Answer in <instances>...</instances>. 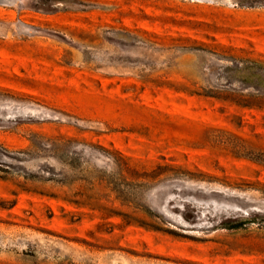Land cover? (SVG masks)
I'll return each mask as SVG.
<instances>
[{
	"label": "rangeland",
	"instance_id": "obj_1",
	"mask_svg": "<svg viewBox=\"0 0 264 264\" xmlns=\"http://www.w3.org/2000/svg\"><path fill=\"white\" fill-rule=\"evenodd\" d=\"M0 264H264V0H0Z\"/></svg>",
	"mask_w": 264,
	"mask_h": 264
}]
</instances>
